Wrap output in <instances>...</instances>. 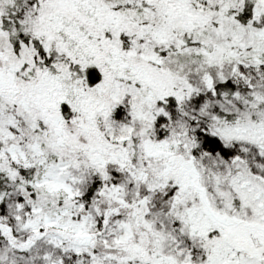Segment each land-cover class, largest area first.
Wrapping results in <instances>:
<instances>
[{
  "label": "snow or ice",
  "instance_id": "snow-or-ice-1",
  "mask_svg": "<svg viewBox=\"0 0 264 264\" xmlns=\"http://www.w3.org/2000/svg\"><path fill=\"white\" fill-rule=\"evenodd\" d=\"M0 264H264V0H0Z\"/></svg>",
  "mask_w": 264,
  "mask_h": 264
}]
</instances>
